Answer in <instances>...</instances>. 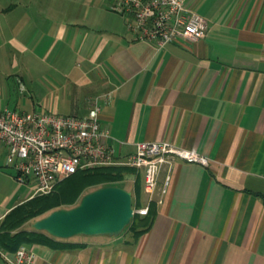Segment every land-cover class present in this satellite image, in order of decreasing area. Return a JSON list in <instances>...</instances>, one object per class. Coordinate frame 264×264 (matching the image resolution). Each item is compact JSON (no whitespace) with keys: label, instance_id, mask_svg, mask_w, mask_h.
<instances>
[{"label":"crops","instance_id":"0c3cea01","mask_svg":"<svg viewBox=\"0 0 264 264\" xmlns=\"http://www.w3.org/2000/svg\"><path fill=\"white\" fill-rule=\"evenodd\" d=\"M22 1L0 0V110L41 92L39 112L84 116L110 92L100 121L120 156L166 140L209 158L162 166L145 232L34 243L33 264H264V0H186L204 34L163 47L134 39L110 0L65 20ZM6 154L0 142V221L33 197ZM130 173L144 206L143 172Z\"/></svg>","mask_w":264,"mask_h":264},{"label":"built area","instance_id":"2783aa9c","mask_svg":"<svg viewBox=\"0 0 264 264\" xmlns=\"http://www.w3.org/2000/svg\"><path fill=\"white\" fill-rule=\"evenodd\" d=\"M110 8L126 18L127 30L134 39L154 42L158 47L180 40L196 41L206 29L205 19L186 0H110ZM110 95L106 92L92 97L84 116L0 110V142L6 147V164L14 168L16 181L32 185V196L51 192L61 180L78 171L121 165L143 172V191L148 200L133 212L145 215L155 191H167L169 175L159 186L163 165L170 167L174 159L208 164L206 155L166 140L139 141L133 153L120 156L111 143L108 127L100 121V101ZM34 257L25 246L11 254L0 248V264H33Z\"/></svg>","mask_w":264,"mask_h":264},{"label":"trees","instance_id":"16d2710c","mask_svg":"<svg viewBox=\"0 0 264 264\" xmlns=\"http://www.w3.org/2000/svg\"><path fill=\"white\" fill-rule=\"evenodd\" d=\"M129 170H132V168L121 165H112L78 171L61 180L55 187V193L51 195H36L17 205L4 216V219L0 224V248L13 253L21 246L22 243H42L46 245H54L55 240L59 238H56L45 231H40L33 228L20 231L15 234H10L9 231L20 224L25 216H28L27 214L35 213L38 214L37 218H42L54 209L59 208L61 194L60 191L70 189L74 182L76 185L80 184L81 187L84 185L93 186L87 190V192H89L100 186L116 185L113 183V181L115 179L124 177L125 173ZM134 188V207H140L142 205L140 202V185L138 181H136ZM70 205L71 206H67V208L74 206L75 203ZM47 210H49V212H47ZM152 219L153 205L150 202L147 213L145 215L134 213L130 224L124 228L122 233L125 231H130L135 236H138L150 227Z\"/></svg>","mask_w":264,"mask_h":264},{"label":"water","instance_id":"95a60500","mask_svg":"<svg viewBox=\"0 0 264 264\" xmlns=\"http://www.w3.org/2000/svg\"><path fill=\"white\" fill-rule=\"evenodd\" d=\"M133 214L131 192L121 186L105 185L86 192L70 208L54 209L32 226L58 238L77 234L118 236Z\"/></svg>","mask_w":264,"mask_h":264},{"label":"rangeland","instance_id":"374dc122","mask_svg":"<svg viewBox=\"0 0 264 264\" xmlns=\"http://www.w3.org/2000/svg\"><path fill=\"white\" fill-rule=\"evenodd\" d=\"M22 2L25 3L26 6L29 5L30 7H33L36 9L35 13L32 12V14L36 17H39V12L45 10V13H47L48 9L51 6H55L54 8L56 10L59 9L61 11V17L63 18V20H65V17H67V15L71 9L72 10H80L81 8H84L85 3L89 2V0H23ZM31 18H33V16ZM31 25H33V24H31ZM41 94L42 93L39 92L36 95L32 94V96H30L29 93L24 95L23 97H25V103L21 106V108L24 110H27V111H33L34 109L38 111L39 105L37 103L38 102L37 100L42 98ZM35 104H36V106L34 107ZM61 112L67 113L66 111H61ZM133 179H134V174L130 173V174H125L124 177L115 179L113 181V183H115L117 186H121V187L131 191L130 188H131V184H132ZM28 187H29V192L33 194L32 185L29 184ZM92 187L93 186H89V185H84L81 187L80 184L76 185L74 182L73 186H71L70 189L65 190V191L64 190L60 191L61 194H60L59 206L67 208V206L68 207L71 206L70 204H72V203H75V205H76L79 202L81 196L83 194H85L87 192V190H89ZM55 192H56V189L54 188L51 192L44 194V195H51ZM131 195H132V193H131ZM134 198L135 197L132 196V206H133V208H139V207H134V202H135ZM51 207H53V206H51ZM47 212H49V210H47ZM27 215L28 216H25V218L23 219V221L20 224H18L16 227L12 228L9 231L10 234H15L17 232L25 231V230H29V229L33 228V226H32L33 222L36 221L37 219H39V218H37L38 214L32 213V214H27ZM3 219H4V217L2 218V220ZM2 220L0 221V224H1ZM125 233L127 234V231ZM121 235H123V234H121ZM98 236H104V235L77 234V235H73L71 237L87 238V237H98ZM30 245L31 244H26V243L21 244V246H25V247H30Z\"/></svg>","mask_w":264,"mask_h":264}]
</instances>
